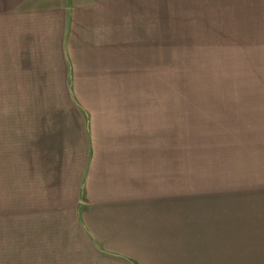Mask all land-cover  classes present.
<instances>
[{
    "label": "crops",
    "instance_id": "obj_1",
    "mask_svg": "<svg viewBox=\"0 0 264 264\" xmlns=\"http://www.w3.org/2000/svg\"><path fill=\"white\" fill-rule=\"evenodd\" d=\"M149 6L0 0V112H18V264L183 253L179 138L145 120Z\"/></svg>",
    "mask_w": 264,
    "mask_h": 264
},
{
    "label": "rangeland",
    "instance_id": "obj_2",
    "mask_svg": "<svg viewBox=\"0 0 264 264\" xmlns=\"http://www.w3.org/2000/svg\"><path fill=\"white\" fill-rule=\"evenodd\" d=\"M254 2L150 0L145 120L179 138L182 168L184 249L166 264H264V6ZM16 115L0 112V264H18Z\"/></svg>",
    "mask_w": 264,
    "mask_h": 264
}]
</instances>
